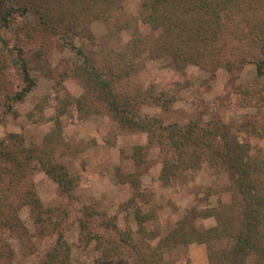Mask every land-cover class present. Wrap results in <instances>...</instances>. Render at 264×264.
I'll return each mask as SVG.
<instances>
[{"label":"trees","instance_id":"16d2710c","mask_svg":"<svg viewBox=\"0 0 264 264\" xmlns=\"http://www.w3.org/2000/svg\"><path fill=\"white\" fill-rule=\"evenodd\" d=\"M125 1L0 0V100H5L6 111L36 85L33 72L54 77L58 85L71 76L83 88L79 97H57L52 130L38 138L11 132L0 140V264L14 255L6 233L18 238L28 233L19 216L25 206L36 233L45 241L53 240L35 264H74L63 228L69 208L61 203L44 206L31 180L33 171L40 169L57 185L61 197L70 202L76 199L73 191L78 179L63 160L80 151L81 144L63 141L59 120L72 105L86 114L103 108L120 131L142 132L147 139L145 146H134L130 155L136 171L116 173L134 189L123 204V222L95 206L80 210L79 244L98 251L95 264H177L167 256L189 244H205L209 264H264V148L249 142L252 134L264 135V120L242 114L228 122L198 116L185 124H166L141 108L167 110L181 100V85L144 87L129 81L150 59H164L177 72L196 66L210 77L222 69L232 80L245 66L253 65L256 77L249 86L237 88L238 104L264 107V0H140L137 17L130 19L118 15ZM94 21L106 23L102 39L91 32ZM127 29L130 39L116 49L111 39ZM8 32L22 45L30 43L29 50L8 42L4 38ZM49 36L73 55L58 67L49 59ZM9 51L17 59L16 75L23 83L14 92L3 83L10 67L4 53ZM50 106L46 96L34 109L42 113ZM151 148L158 150V179L164 185L183 184L189 174L204 167L225 173L228 183L214 192L208 188L205 198L179 221L155 229L156 217L143 210L149 202L139 190ZM212 195L216 196L214 206L208 203ZM129 219L136 225L134 232ZM207 219L213 224L201 226ZM217 242L220 247L213 245Z\"/></svg>","mask_w":264,"mask_h":264},{"label":"rangeland","instance_id":"374dc122","mask_svg":"<svg viewBox=\"0 0 264 264\" xmlns=\"http://www.w3.org/2000/svg\"><path fill=\"white\" fill-rule=\"evenodd\" d=\"M140 0H126L124 10L118 15L126 19L137 17ZM106 23L94 21L90 25L92 34L102 39L107 33ZM131 31L123 30L117 37L111 39V45L121 48L129 39ZM45 37V36H44ZM4 38L10 43H19L11 32L5 33ZM48 45V55L52 66L70 60L72 52L61 48L55 38H51ZM47 43L49 41L47 40ZM29 50L30 43L22 45ZM10 67L4 74L5 87L16 91L23 87L20 77L16 75L17 59L12 52H5ZM62 66V65H61ZM58 67V66H57ZM60 69L56 70L58 73ZM36 85L25 94L22 101L12 105L11 111H6L5 100H0V140L9 133H19L27 138H38L54 128V105L58 104L57 97H79L82 92L81 81L71 76L62 79L58 85L54 77H47L40 72H33ZM256 73L253 65H247L241 70L235 80L229 73L220 69L214 77L196 66H188L182 72L171 69L166 60H147L144 68L132 73L129 79L131 84L144 87L155 84L157 87L166 86L173 82L181 85V100L172 103L167 110L157 107L143 106L141 111L151 116H157L168 124L178 122L185 124L198 116L204 118H220L224 122L241 118L247 114L259 122L264 120V107H240L237 88L249 86L255 79ZM8 81V82H7ZM48 98L51 106L41 112L34 109L36 103L43 97ZM62 139L64 142L81 144V150L64 158L63 163L68 171L77 177V184L73 191L76 199L69 201L61 197L57 185L48 178L43 171L36 169L31 175L34 190L44 206L61 203L69 208L70 214L64 223V237L72 247L74 264H95L98 251L92 246L82 248L79 244V230L76 220L81 216L80 210L84 206L96 207L100 212L109 216L118 215L119 223L123 222V204L134 195V189L128 182H122L116 176L117 172L129 174L136 171L130 155L133 147L147 144L146 135L142 132L120 131L116 122L109 113L102 108L99 113L86 114L76 111L72 105L60 118ZM252 146L264 148V135L252 134L249 137ZM157 149L147 150L148 169H142L139 190L146 196L148 204L143 210L151 211L156 219L155 229H166L179 221L185 211L205 198L208 188L215 189L228 183V177L223 172L209 168L188 175L185 183H171L164 185L158 179L160 164L157 162ZM216 196L208 198L210 206H214ZM19 216L28 233L26 236L10 237L6 233L12 250L13 258L5 264H35L53 245V240L45 241L35 231L30 209L25 206L19 211ZM129 224L135 231L136 225L129 219ZM213 224L211 219L203 221L200 225L207 227ZM135 238L136 234L134 233ZM220 247L221 242L213 244ZM170 258L177 264H209L207 260V247L205 244H189L179 246L170 253ZM125 262L126 259H125Z\"/></svg>","mask_w":264,"mask_h":264}]
</instances>
